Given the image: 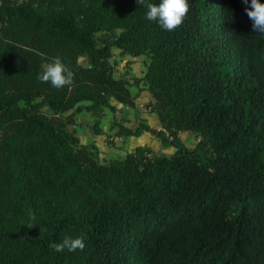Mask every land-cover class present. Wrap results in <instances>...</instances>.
I'll return each instance as SVG.
<instances>
[{
	"label": "trees",
	"instance_id": "1",
	"mask_svg": "<svg viewBox=\"0 0 264 264\" xmlns=\"http://www.w3.org/2000/svg\"><path fill=\"white\" fill-rule=\"evenodd\" d=\"M189 4L169 32L137 0H0V264H264V35L250 0ZM100 31L112 37L98 43ZM114 48L147 58L141 79L116 77ZM54 57L71 86L37 78ZM139 80L161 128L112 127L174 150L101 160L74 115L90 112L100 132L111 99L134 106ZM65 236L84 250L49 248Z\"/></svg>",
	"mask_w": 264,
	"mask_h": 264
},
{
	"label": "crops",
	"instance_id": "2",
	"mask_svg": "<svg viewBox=\"0 0 264 264\" xmlns=\"http://www.w3.org/2000/svg\"><path fill=\"white\" fill-rule=\"evenodd\" d=\"M112 52L118 66L117 77L124 74L130 81L143 77L148 61L145 56L121 55L120 50L117 48H114ZM129 90L134 96V106L124 105L115 99H111L110 103L115 109L112 111L104 108V114L99 122L100 132L98 133L94 131V117L90 112L82 110L74 115V124L70 126V129L74 131L81 144H94L98 149L101 160L122 157L138 145L148 146L157 154L164 153L162 152L164 148L160 140L148 131L144 130L139 135H116L117 128L112 127V121L129 129L136 128L140 122L155 129L161 128L157 114L148 106V103L153 99L143 80L132 83ZM186 132L180 131L178 136L180 137ZM169 149L168 152L170 153L174 150L172 147H169Z\"/></svg>",
	"mask_w": 264,
	"mask_h": 264
},
{
	"label": "clouds",
	"instance_id": "3",
	"mask_svg": "<svg viewBox=\"0 0 264 264\" xmlns=\"http://www.w3.org/2000/svg\"><path fill=\"white\" fill-rule=\"evenodd\" d=\"M138 5L147 9L146 18L156 21L166 31L173 32L180 28L191 9L189 0H161L159 4L151 0H137ZM248 5L249 0H243ZM247 16L253 22V30L264 35V3L260 0H250V6L245 9ZM42 83H50L56 89L71 86L74 82V73L62 63L60 57H54L52 62L41 65V73L37 77ZM30 220H35V215H30ZM27 228H34L29 223ZM43 230L41 229V232ZM49 248L55 252L84 250V237L73 239L65 236L62 243H50Z\"/></svg>",
	"mask_w": 264,
	"mask_h": 264
},
{
	"label": "rangeland",
	"instance_id": "4",
	"mask_svg": "<svg viewBox=\"0 0 264 264\" xmlns=\"http://www.w3.org/2000/svg\"><path fill=\"white\" fill-rule=\"evenodd\" d=\"M120 31V29H115V32H119ZM112 32H110V31H100V32H97V33H95V39L97 40V42L98 43H100V39L102 38V37H104V36H108V37H112V34H111ZM144 56V55H143ZM115 57H114V55H112V57H111V61L113 62H115V70H116V72H118V66H117V63H116V59H114ZM78 62L81 64V65H83V66H87V59H86V57H84V56H80L79 58H78ZM128 67V66H127ZM126 73H127V71H126ZM116 75V74H115ZM118 76V75H117ZM116 76V77H117ZM119 76H125L124 74H121V75H119ZM179 133V132H178ZM180 139L189 147V148H192L193 146H195L196 144H197V142H198V136L197 135H195V134H193V133H190V132H186L185 134H183L182 136H180ZM163 147V146H162ZM164 148V147H163ZM152 149V148H151ZM153 150V149H152ZM170 149L169 148H164V151H162V152H164L165 154H170V152H168ZM154 151V150H153ZM155 152V151H154ZM157 153V152H156Z\"/></svg>",
	"mask_w": 264,
	"mask_h": 264
}]
</instances>
